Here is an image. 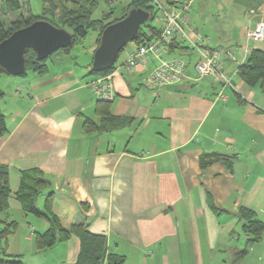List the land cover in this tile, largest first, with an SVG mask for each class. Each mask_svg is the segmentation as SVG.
<instances>
[{"label":"crops","instance_id":"0c3cea01","mask_svg":"<svg viewBox=\"0 0 264 264\" xmlns=\"http://www.w3.org/2000/svg\"><path fill=\"white\" fill-rule=\"evenodd\" d=\"M116 1L109 0L110 7ZM130 1L119 15L110 8L111 20ZM258 22L264 23V0H195L188 32L193 42H200L201 33L213 46L238 48L245 62L253 49H264V39L246 37ZM152 25L159 36L160 25ZM94 32L82 61L72 51L56 52L44 74L0 73V106L8 127L0 134V165L9 170L11 189L1 218L18 222L7 252L23 264H74L78 258L76 236L43 251L36 248L35 233L49 223L24 213L16 196L22 172L40 169L51 186L38 206L54 192L53 212L62 226L86 218L91 232L106 236L110 251L126 257L124 264H233L244 248L247 256L256 243L247 245L240 209L254 210L264 222V92L247 85L230 60L225 70L234 87L224 89L226 97L216 80H193L198 55L189 40L168 43L163 57L184 58L190 76L175 86L150 89L145 79L159 60L151 57L125 70L138 46L134 41L108 74L112 113L134 122L88 134L86 119L100 121L99 99L89 83L100 29ZM153 34L147 28V35ZM208 159L212 162L202 167Z\"/></svg>","mask_w":264,"mask_h":264},{"label":"trees","instance_id":"16d2710c","mask_svg":"<svg viewBox=\"0 0 264 264\" xmlns=\"http://www.w3.org/2000/svg\"><path fill=\"white\" fill-rule=\"evenodd\" d=\"M2 14L17 12L22 9V0H0ZM45 6L41 15L30 14L20 20H11L5 26L0 16V42L8 38L14 31L25 27L35 20L44 18L52 22L54 25L66 28L72 33L73 42L65 48L57 52L73 51L74 47L82 43L91 30L100 29L98 42L100 43L102 31L104 28L124 18L132 8H144L150 12V20L140 28L139 38L135 43L139 46L148 40L158 37L156 31L158 28L153 26L154 14L156 6L153 0H131L130 3L122 9L119 18L111 20L112 12H107L101 19L93 17L100 0H44ZM147 28L154 31V37L147 35ZM160 31V29H159ZM161 32V31H160ZM158 35V34H157ZM56 53V52H55ZM54 53V54H55ZM53 55V54H52ZM44 60H38L33 49L26 52L27 67L22 75H26L28 71H34L39 74L47 72V61L52 56ZM117 63V61H116ZM114 66L103 72H95L91 70L92 76L102 77L111 73L116 67ZM238 72L240 78L250 87H259L264 92V49H253L246 61L239 65ZM0 73L5 70L0 66ZM4 93L0 91V97ZM96 113L100 117V121H94L87 118L84 122L85 131L88 134L107 133L115 129H121L132 125L134 119L131 117L117 116L112 113L111 100H101L96 107ZM8 132L6 116L0 106V134ZM209 157V155L204 156ZM212 162L208 159L206 163H201L202 167ZM9 170L6 166L0 165V264H23L17 256H12L7 252V240L18 229L16 220H3L1 214L9 209V198L11 196ZM51 186L50 179L40 169H30L22 172L20 188L17 192V199L22 205V210L26 214H32L44 219L49 223V227L44 232L35 233V245L37 250L43 251L52 247L57 242H67L71 237L76 236L80 240V250L78 258L74 264H124L126 257L118 253L110 251L107 238L103 234H95L89 230V222L86 218H76L71 227L62 226L59 218L53 212L54 192H50L44 202L43 207L38 206V199L43 192ZM212 209L218 212V209L212 203ZM240 219L243 221V229L249 236L247 245L261 241L264 235V222L258 218L257 213L252 209L241 208ZM248 253V249L244 248L239 251L233 264H236Z\"/></svg>","mask_w":264,"mask_h":264},{"label":"built area","instance_id":"2783aa9c","mask_svg":"<svg viewBox=\"0 0 264 264\" xmlns=\"http://www.w3.org/2000/svg\"><path fill=\"white\" fill-rule=\"evenodd\" d=\"M156 6L154 21L160 25V35L137 46L129 55L125 70H132L146 63L149 58L159 60V63L150 71L145 84L150 89L162 86H175L189 77L188 63L182 57H163L166 45L171 42L189 40L197 50V59L193 65L195 81L212 78L221 83L220 95L226 97L224 89L234 87L233 76L226 72V60L236 65L244 62L245 56H238L236 47H217L212 45L211 38L197 34L200 42H193L190 33L191 14L195 0H153ZM246 37L250 40L264 39V23H258L248 29ZM242 50L247 51L246 48ZM91 89L98 99L110 101L114 97L111 76L95 77L90 82Z\"/></svg>","mask_w":264,"mask_h":264},{"label":"water","instance_id":"95a60500","mask_svg":"<svg viewBox=\"0 0 264 264\" xmlns=\"http://www.w3.org/2000/svg\"><path fill=\"white\" fill-rule=\"evenodd\" d=\"M150 12L144 8H132L127 15L107 25L102 31L100 43L91 63V70L103 72L111 69L120 53L140 35V28L150 20ZM73 42L72 33L40 18L14 31L0 42V66L11 76L22 75L27 67L26 52L33 49L38 60H44Z\"/></svg>","mask_w":264,"mask_h":264},{"label":"rangeland","instance_id":"374dc122","mask_svg":"<svg viewBox=\"0 0 264 264\" xmlns=\"http://www.w3.org/2000/svg\"><path fill=\"white\" fill-rule=\"evenodd\" d=\"M124 1L126 0H117L115 3L112 4V7H110L111 2L109 0H100V3L98 4L97 8L94 11L93 17H103V15L110 11V8L116 11L115 15H119L121 10V5L124 4ZM1 4V1H0ZM44 0H22V9H20L17 12H11L2 14L0 10V16L4 21L5 26H7L8 23L11 22V20H20L22 18L27 17L30 14V11L34 15H41L43 12V8L45 6ZM1 6V5H0ZM1 9V7H0ZM156 10V9H155ZM192 17V14H191ZM260 23V22H258ZM257 23V24H258ZM254 28V27H253ZM252 29V28H251ZM95 32L94 30H91L86 37V39L83 40L82 43L77 44L73 51L72 55L73 57H79V61H82L83 52L85 48L89 46L91 40L95 39ZM133 44V42L129 43L127 46ZM123 53V52H122ZM230 89V88H228ZM264 220V218L262 217ZM243 234V232H241ZM2 258V257H0ZM239 264H264V236L260 242H257L253 246V251H250L249 254L242 258L241 262Z\"/></svg>","mask_w":264,"mask_h":264}]
</instances>
